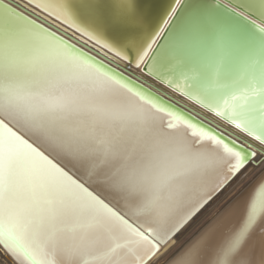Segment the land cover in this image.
<instances>
[{"label": "snow or ice", "instance_id": "6c2138e0", "mask_svg": "<svg viewBox=\"0 0 264 264\" xmlns=\"http://www.w3.org/2000/svg\"><path fill=\"white\" fill-rule=\"evenodd\" d=\"M0 264H264V0H0Z\"/></svg>", "mask_w": 264, "mask_h": 264}, {"label": "water", "instance_id": "95a60500", "mask_svg": "<svg viewBox=\"0 0 264 264\" xmlns=\"http://www.w3.org/2000/svg\"><path fill=\"white\" fill-rule=\"evenodd\" d=\"M170 2L171 0H143L145 8L149 11V23L152 27H155L160 22L164 9ZM77 46L79 47L80 45L78 44ZM85 50L87 51V49Z\"/></svg>", "mask_w": 264, "mask_h": 264}]
</instances>
